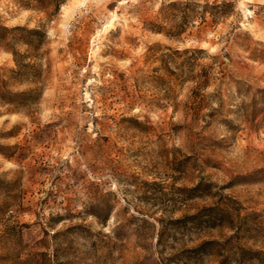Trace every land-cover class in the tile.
<instances>
[{
  "label": "rangeland",
  "instance_id": "obj_1",
  "mask_svg": "<svg viewBox=\"0 0 264 264\" xmlns=\"http://www.w3.org/2000/svg\"><path fill=\"white\" fill-rule=\"evenodd\" d=\"M58 2L0 0V264H264V0Z\"/></svg>",
  "mask_w": 264,
  "mask_h": 264
},
{
  "label": "trees",
  "instance_id": "obj_2",
  "mask_svg": "<svg viewBox=\"0 0 264 264\" xmlns=\"http://www.w3.org/2000/svg\"><path fill=\"white\" fill-rule=\"evenodd\" d=\"M64 0H59V6L60 3H62ZM22 29L21 27H13V28H9L6 26H0V30H3L5 32L11 33L14 32L16 30ZM30 34H39V30L38 29H30L28 30ZM6 38V34L0 33V40H5ZM27 44H30L29 42H26ZM204 53L206 52L204 49H200V48H194V49H185L184 51H179L176 50L174 53L175 54H186V53ZM13 54L15 56V60L19 63L20 65V59L18 56H22L20 55L17 51H13ZM214 59H218V56H213ZM193 65V64H190ZM213 67V64L208 65L207 67H203L202 70L196 74L191 75V79L193 81H196L197 83V87L195 89H200L203 88L205 86H207L209 84V82L211 81L212 77H211V69ZM214 111H211L210 115H213Z\"/></svg>",
  "mask_w": 264,
  "mask_h": 264
}]
</instances>
